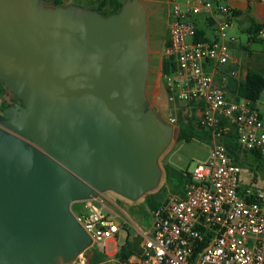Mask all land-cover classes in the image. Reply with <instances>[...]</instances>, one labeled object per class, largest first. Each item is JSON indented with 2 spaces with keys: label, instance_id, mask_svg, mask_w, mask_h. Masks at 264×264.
I'll list each match as a JSON object with an SVG mask.
<instances>
[{
  "label": "water",
  "instance_id": "obj_1",
  "mask_svg": "<svg viewBox=\"0 0 264 264\" xmlns=\"http://www.w3.org/2000/svg\"><path fill=\"white\" fill-rule=\"evenodd\" d=\"M148 10L0 0V264H70L93 246L72 211L158 189L176 129L151 107Z\"/></svg>",
  "mask_w": 264,
  "mask_h": 264
},
{
  "label": "built area",
  "instance_id": "obj_2",
  "mask_svg": "<svg viewBox=\"0 0 264 264\" xmlns=\"http://www.w3.org/2000/svg\"><path fill=\"white\" fill-rule=\"evenodd\" d=\"M202 12L225 19L217 23L214 38L197 42L194 18ZM233 13L221 0L174 3L170 9L165 55L174 69L164 76L168 95L172 101L198 107L199 125L211 132L212 148L208 161L189 174L184 194L153 212L140 254L129 264H264V189L241 191V167L222 142L234 129L242 151H257L264 158V117L250 101L231 99L219 84L241 81L243 62L232 55L235 39L228 33ZM228 66L232 69L226 72ZM166 123L177 128L175 119ZM83 203L76 217L93 245L107 253V242L116 238L121 226L104 214L101 198ZM70 264L93 263L85 251Z\"/></svg>",
  "mask_w": 264,
  "mask_h": 264
},
{
  "label": "rangeland",
  "instance_id": "obj_3",
  "mask_svg": "<svg viewBox=\"0 0 264 264\" xmlns=\"http://www.w3.org/2000/svg\"><path fill=\"white\" fill-rule=\"evenodd\" d=\"M52 0H49L51 2ZM148 10L149 21V38H150V76L147 84V94L151 107L154 108L157 115L164 121L168 122L171 119H175L176 122L180 118V112L185 109L189 110L193 117L198 121L194 122L197 129H201L199 125V116H196L195 110H191L184 103L178 101H172L167 94L166 83L164 75L159 73L160 60L166 58V42L169 40V23H168V11L172 9V5L186 4L193 0H142ZM71 2L77 6L85 9H95L97 5L89 4L83 0H71ZM70 0H63V5H70ZM111 7L106 8L105 13L111 11ZM209 13L202 12L194 19L199 29L207 30L211 34L214 27L208 22ZM229 35H234L242 42H245V35L239 29L237 23L233 28L228 30ZM190 43L191 40L187 39ZM14 98L10 93H7L3 97H0V103L10 104ZM264 104V98L261 101ZM2 105L0 106V113H2ZM177 126V125H176ZM178 126L174 135V140L168 150L160 158V165L163 170V177L161 183L155 191L145 195L140 200L133 202L116 193L108 192L106 195L113 199L116 204L121 207L124 214L121 218H116V222L123 226L122 236L117 239L118 248L123 246L126 242L125 236L129 237L130 241H133L138 236H143L145 232L151 229L153 224V212L156 205H161L167 200L172 199L179 194V190H176L177 185L182 190L185 189L184 182L181 184L178 175L191 174L198 164H202L208 161L212 148V141L206 139H194L187 143L186 141H177ZM172 170V176L167 178L168 170ZM242 189H251L255 191L264 189V170L250 172L248 168H244L242 171ZM103 200V197H101ZM109 204L108 201H106ZM76 203L72 206V211L76 216H79L84 207H78ZM105 204V203H104ZM105 215H110L104 208ZM115 244H109L106 252L99 245H93L86 251L88 259L91 261L96 258L98 264H122L115 256H111L115 251ZM135 259V256L130 258L126 263L129 264Z\"/></svg>",
  "mask_w": 264,
  "mask_h": 264
},
{
  "label": "trees",
  "instance_id": "obj_4",
  "mask_svg": "<svg viewBox=\"0 0 264 264\" xmlns=\"http://www.w3.org/2000/svg\"><path fill=\"white\" fill-rule=\"evenodd\" d=\"M126 0H99L97 10H99L103 15L108 16L110 14L118 12L123 3ZM47 4L50 6H61L63 5V0H52L51 2L47 1ZM111 7V11L109 13H105V9ZM262 26L253 22V27L251 31H249V35L257 41V37L261 31ZM210 39L207 37L206 32L203 29L198 28L197 36L195 41L197 42H205ZM169 45V41L166 42L165 46ZM174 69L172 59H163L162 63V73L163 75L170 74ZM224 90H229L231 92V98L235 101H240L242 99L248 100L253 104V107L259 102L262 93L264 92V76L255 72L249 71L247 77L238 82L236 80L230 79L229 83L225 86H221ZM168 94L167 88H165ZM8 90H6L3 86V83L0 81V97L6 95ZM10 104H3L2 111L10 106ZM187 106V105H186ZM190 107V106H187ZM197 120L193 117V114L187 109H183L180 112V118L177 121L178 126V135L177 141H186L187 143L191 142L194 139H206L212 141L211 132L204 130L203 128L197 129L194 125V122ZM198 122V121H197ZM225 145L229 156L233 159V161L241 167V175L244 168H248L250 172H255L259 170H264V158L257 151H249L244 152L240 149L238 145V136L234 129L231 130L228 134L223 136L222 140ZM172 176V170H168L167 178L170 179ZM189 174H180L178 178L180 179V183L184 182V186L188 181ZM240 183H242V177L240 178ZM242 186V185H241ZM176 190H179V195L184 194V190L180 188L179 185L175 187ZM241 191L244 189L241 188ZM168 201V200H167ZM165 203V202H164ZM162 203V204H164ZM161 204V205H162ZM156 205L154 207V211L161 206ZM142 242V238L140 236L136 237L133 241H130L129 238L126 240L125 244L121 246L116 253V259L122 264L126 263L130 258L136 257L140 254V245ZM99 259H92L90 262L93 264H98Z\"/></svg>",
  "mask_w": 264,
  "mask_h": 264
},
{
  "label": "crops",
  "instance_id": "obj_5",
  "mask_svg": "<svg viewBox=\"0 0 264 264\" xmlns=\"http://www.w3.org/2000/svg\"><path fill=\"white\" fill-rule=\"evenodd\" d=\"M89 4H94L98 6L99 0H83ZM155 3L156 0H154ZM221 3L223 5H227L231 7L234 11L231 20H232V28L235 23L239 25V29L244 35L246 36L245 42H242L239 38L235 37L234 35H231L235 39L234 43L230 45L231 53L234 57L239 58L243 62V68L241 70V81L244 80L247 77V74L249 71H255L261 75L264 76V4L259 2L258 0H252L249 3L242 2L240 0H221ZM69 4H73L70 0ZM170 9L168 11L169 15ZM225 17L222 15H216L213 18L208 17V22L211 26L214 27L213 33L211 34L209 31L204 30L207 34V37L209 39L214 38V32L217 26V23L224 21ZM253 22H256L260 26H262L261 31L259 33V36L257 37V41L254 40L252 36L249 35V31H251L253 27ZM162 63L163 58L160 60L159 65V73L160 75H163L162 73ZM232 69V66H228L225 68V71L228 72ZM229 83V80H225L220 82L219 84L222 86H225ZM166 90V89H165ZM228 96L231 98V92L229 90H226ZM264 98V92L262 93L259 102L255 105V108L261 113V115L264 117V104L261 102ZM232 99V98H231ZM190 109L195 110L196 116L200 115V112L198 111V107H190ZM104 201V207L109 212L110 215H107L111 217L114 221L116 218H121L124 214V211L121 207H119L116 202L108 197L106 194L103 196ZM106 201L109 202V204L106 203ZM84 207L83 204H78V207ZM116 222V221H115ZM119 224V223H118ZM120 225V224H119ZM121 226L120 232L117 234L116 238L113 240H109L106 244L108 247L109 244H115L116 248L115 251L110 254L111 256H115L118 252L119 248L117 245V239L122 236V231L124 230L123 226ZM150 230L145 232L143 236H140L141 238L144 237ZM129 237L125 236V240H127ZM137 259V256L134 260ZM133 260V261H134Z\"/></svg>",
  "mask_w": 264,
  "mask_h": 264
},
{
  "label": "flooded vegetation",
  "instance_id": "obj_6",
  "mask_svg": "<svg viewBox=\"0 0 264 264\" xmlns=\"http://www.w3.org/2000/svg\"><path fill=\"white\" fill-rule=\"evenodd\" d=\"M47 1H49V0H47ZM13 100H12V102H11V104L12 103H14V102H16V101H18L16 98H12ZM1 114V113H0Z\"/></svg>",
  "mask_w": 264,
  "mask_h": 264
}]
</instances>
